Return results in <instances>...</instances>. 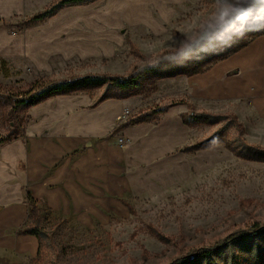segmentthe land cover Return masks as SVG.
Here are the masks:
<instances>
[{
  "label": "rangeland",
  "instance_id": "rangeland-1",
  "mask_svg": "<svg viewBox=\"0 0 264 264\" xmlns=\"http://www.w3.org/2000/svg\"><path fill=\"white\" fill-rule=\"evenodd\" d=\"M58 1H51L47 9ZM232 1L235 6L211 0H99L62 9L96 16L83 22V36L90 34V28L96 30L99 48L108 49L106 41L112 37H122V44L113 58L76 62L48 76L18 70L15 78H0V141L19 137L29 123L31 100L21 103L29 92L70 77H100V87L78 92L96 100L119 96L132 100L136 114L129 122L157 124L175 104L195 111L184 107L185 94H172L185 93V88L173 83L176 77L170 75L203 72L264 36V0H245L246 25L241 5ZM241 27L243 34L238 35ZM151 66H156V75L146 72ZM115 77L131 78L137 85L118 91L107 84ZM204 114L201 119L192 118L196 113L186 115L196 132L188 147L192 151L185 153L187 161L178 163L177 173L172 168L161 183L139 182L146 188L127 197L120 209L95 227L39 208L48 237L38 257L23 264H172L194 256L193 250L217 247L234 232L248 236L257 223L264 230V160L240 159L233 152L241 139L264 148V117L247 116L246 127L237 120L240 127L233 114L221 115L217 125V119L210 117L216 115ZM151 228L173 240L162 242ZM257 244L264 242L259 239Z\"/></svg>",
  "mask_w": 264,
  "mask_h": 264
},
{
  "label": "crops",
  "instance_id": "crops-1",
  "mask_svg": "<svg viewBox=\"0 0 264 264\" xmlns=\"http://www.w3.org/2000/svg\"><path fill=\"white\" fill-rule=\"evenodd\" d=\"M51 1L0 0L4 81L15 78L18 70L48 76L76 62L115 57L122 37L109 38V48L101 49L96 30L83 36V22L95 15L60 11L46 22L32 23ZM173 83L184 86L185 93L172 94H185L184 107L195 111L172 105L157 124H129L136 114L132 100L96 104L86 93L28 108L23 133L0 145V264H23L39 255V240L20 234L30 223L31 200L40 209L93 228L146 188L139 182L161 183L172 168L176 174L178 163L187 161L179 150L193 144L196 132L185 123L187 113L233 114L245 127L247 116L264 117V36L202 73L178 76ZM126 110L129 117H124Z\"/></svg>",
  "mask_w": 264,
  "mask_h": 264
},
{
  "label": "trees",
  "instance_id": "trees-1",
  "mask_svg": "<svg viewBox=\"0 0 264 264\" xmlns=\"http://www.w3.org/2000/svg\"><path fill=\"white\" fill-rule=\"evenodd\" d=\"M99 0H59L49 9H47L42 14L35 16L32 19L34 23H42L51 18H53L59 11L69 7H79L90 5ZM212 2H218L223 5L235 6L232 0H211ZM246 47V46H245ZM243 47V48H245ZM133 48H135L133 46ZM242 48V49H243ZM240 49V50H242ZM240 50L232 52V54L237 53ZM183 54V53H182ZM231 54V55H232ZM175 55H180V53ZM230 56V55H229ZM228 57V56H226ZM224 57V58H226ZM223 58V59H224ZM147 73L156 75L157 69L156 66H151L146 70ZM202 73V71L197 70L193 75ZM187 75L186 73L171 74L170 77H178ZM103 84V81L98 76H88L85 78L79 77H70L69 79H63L60 81L50 82L48 84H43L39 88H34L31 92L27 94L28 98L22 100L21 103H26L29 99L31 100L29 107L45 102L49 99L58 97V96H67L80 92L83 89L87 88H98ZM108 86L113 85L114 88L118 91H125L131 88L136 87L137 83L131 78H122L115 77L112 80L107 82ZM92 97V96H91ZM107 99H123L122 97H108L102 98L96 101V104H99ZM165 114V112L163 113ZM205 114H199L193 116L194 119H201ZM211 118L217 119L216 125L220 123L224 116H210ZM237 125L242 127L236 118H233ZM185 123L188 126H191L192 123L189 119L185 118ZM129 124H135V122H129ZM208 140H212L208 139ZM10 142V141H9ZM7 142H1L5 144ZM240 143L233 151L240 159L248 161L262 162L264 160V148L250 145L245 140L241 139ZM198 150V149H196ZM195 150V151H196ZM192 149L186 147L185 149L179 150V152L191 153ZM237 151V152H236ZM31 214H30V223L21 231L20 234L24 236H34L42 246V242L47 239V234L43 228L44 218L41 216V210L38 208L34 200H31ZM261 224H255V230L252 233L245 237H240V232H234L230 234L226 239L220 242V245L211 249L207 247H202L196 250H193L191 254L194 256H183L178 258L172 264H264V245H258L257 241L262 239L264 242V230H261ZM151 231L158 239L164 243H170L173 239L166 238L159 230L151 228Z\"/></svg>",
  "mask_w": 264,
  "mask_h": 264
},
{
  "label": "clouds",
  "instance_id": "clouds-1",
  "mask_svg": "<svg viewBox=\"0 0 264 264\" xmlns=\"http://www.w3.org/2000/svg\"><path fill=\"white\" fill-rule=\"evenodd\" d=\"M237 2H238V4L241 5V10L245 13V15L242 17V19L244 20V23H245V25H246V23H247V21H248V19H249V14H248L247 7L244 6V5H245V0H237ZM225 15H227V14H225ZM243 31H244V27H241V28L238 30L237 34H238V35H242V34H243Z\"/></svg>",
  "mask_w": 264,
  "mask_h": 264
},
{
  "label": "built area",
  "instance_id": "built-area-1",
  "mask_svg": "<svg viewBox=\"0 0 264 264\" xmlns=\"http://www.w3.org/2000/svg\"><path fill=\"white\" fill-rule=\"evenodd\" d=\"M130 115H131V112H130V111L126 110V111L124 112V117H129ZM120 142H121V143H124V140H120Z\"/></svg>",
  "mask_w": 264,
  "mask_h": 264
},
{
  "label": "water",
  "instance_id": "water-1",
  "mask_svg": "<svg viewBox=\"0 0 264 264\" xmlns=\"http://www.w3.org/2000/svg\"><path fill=\"white\" fill-rule=\"evenodd\" d=\"M234 73H236V72H234Z\"/></svg>",
  "mask_w": 264,
  "mask_h": 264
}]
</instances>
